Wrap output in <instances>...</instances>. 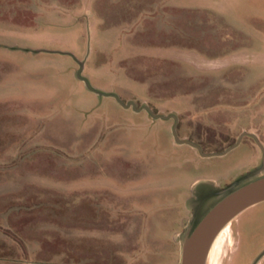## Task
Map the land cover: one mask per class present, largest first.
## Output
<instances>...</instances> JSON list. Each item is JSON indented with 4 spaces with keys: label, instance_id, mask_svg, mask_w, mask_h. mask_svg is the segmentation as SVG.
Returning <instances> with one entry per match:
<instances>
[{
    "label": "rangeland",
    "instance_id": "1",
    "mask_svg": "<svg viewBox=\"0 0 264 264\" xmlns=\"http://www.w3.org/2000/svg\"><path fill=\"white\" fill-rule=\"evenodd\" d=\"M158 1L212 20L189 30L182 14L180 38L152 48L146 36L179 13L0 0V254L17 260L0 264H180L187 226L257 166L245 141L203 157L143 107L176 115L181 140L248 128L264 145V0ZM208 264H264V203L232 222Z\"/></svg>",
    "mask_w": 264,
    "mask_h": 264
},
{
    "label": "water",
    "instance_id": "2",
    "mask_svg": "<svg viewBox=\"0 0 264 264\" xmlns=\"http://www.w3.org/2000/svg\"><path fill=\"white\" fill-rule=\"evenodd\" d=\"M124 106L140 111L135 103ZM143 109L155 119H174V128H177L179 119L176 115L155 114L147 105ZM174 137L181 144L194 145L189 141H181L176 129ZM219 195L220 198L185 229L181 239L180 264H208L212 247L221 231L247 210L264 203V175L256 177L251 174L230 185Z\"/></svg>",
    "mask_w": 264,
    "mask_h": 264
},
{
    "label": "trees",
    "instance_id": "3",
    "mask_svg": "<svg viewBox=\"0 0 264 264\" xmlns=\"http://www.w3.org/2000/svg\"><path fill=\"white\" fill-rule=\"evenodd\" d=\"M123 8L125 9L124 12H126L125 14H123L122 16H125V18H134V16L139 15V13H143L141 19H146V20H159V18H161L162 20L165 19L164 17V13H168L171 15L173 20H177L175 19V15L179 13L178 16H176L178 18V26L173 24V27H171V31L169 32V30L167 28H161L159 26L156 27L155 32H153L152 34H148L146 36V39L148 42L147 46H155V47H165V43L169 42V40L167 39H163L161 40V34L167 37H170V39H172L173 42L174 39L176 37L180 38V19H181V15L182 14H186L189 16V20L187 22L188 26H186L187 29H193V30H198L199 28L203 27L210 22L211 19V15L207 12H195V10H190V9H180V8H175V7H166L162 4V2L158 1V0H123ZM154 6H157V10H154ZM171 10V11H170ZM155 11V12H154ZM124 17L123 19L126 20ZM172 26V25H171ZM162 31V32H160ZM178 31V32H175ZM177 39V38H176ZM1 230V229H0ZM1 232V231H0ZM0 237H2V235L0 234ZM13 247L10 248V250L14 249L16 250L15 245L11 244ZM3 246L2 243H0V248ZM3 260H8L7 258L3 257V255L0 254V261ZM8 261L11 262H15L17 261L16 258H9Z\"/></svg>",
    "mask_w": 264,
    "mask_h": 264
},
{
    "label": "flooded vegetation",
    "instance_id": "4",
    "mask_svg": "<svg viewBox=\"0 0 264 264\" xmlns=\"http://www.w3.org/2000/svg\"><path fill=\"white\" fill-rule=\"evenodd\" d=\"M174 129H176V132L180 139L179 132L182 128H173V137H174ZM191 129H192L193 140H181V139L180 140L189 141L193 143L194 145H190V144H186V145H190L193 148H195L205 158L211 159L217 156H225L229 152H231L234 148H236L238 145H240L243 141L247 143L250 149H254L259 154L258 156L260 157V159L258 160L257 166H252L251 168L247 169L244 173L240 174L243 176L239 178L238 176L233 178L230 183H227L225 186H223L218 190L219 193L222 192L227 187H229L230 185L234 184L235 182L242 180L247 176H251V174H254V172L260 171L262 169L264 170V145L262 144L261 139L256 134H253L251 132V129L242 128L241 133L239 134V136H237L236 139H234L233 136L230 135L229 132L230 129H227V131L225 130V128H191ZM209 146L214 148H222L223 146H225L224 148H226V150L221 152H216L213 154H205L204 148ZM258 165L260 166L258 167Z\"/></svg>",
    "mask_w": 264,
    "mask_h": 264
},
{
    "label": "bare ground",
    "instance_id": "5",
    "mask_svg": "<svg viewBox=\"0 0 264 264\" xmlns=\"http://www.w3.org/2000/svg\"><path fill=\"white\" fill-rule=\"evenodd\" d=\"M230 227V225H228L227 227H225L222 231H221V233L219 234V236L217 237V239H216V241L218 240V238L228 229ZM216 241H215V243H216ZM214 243V244H215ZM214 246V245H213Z\"/></svg>",
    "mask_w": 264,
    "mask_h": 264
},
{
    "label": "crops",
    "instance_id": "6",
    "mask_svg": "<svg viewBox=\"0 0 264 264\" xmlns=\"http://www.w3.org/2000/svg\"><path fill=\"white\" fill-rule=\"evenodd\" d=\"M162 3H164V2H162ZM167 5H170V4H168L167 3ZM172 6V5H171ZM172 7H175V6H172ZM180 8V7H179ZM184 9H189V8H184ZM139 15L141 16V15H143V13L141 12V13H139ZM126 16V15H125ZM150 47H154V48H164V47H155V46H150Z\"/></svg>",
    "mask_w": 264,
    "mask_h": 264
}]
</instances>
